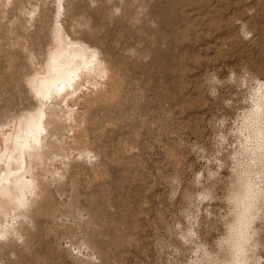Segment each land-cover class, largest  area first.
Masks as SVG:
<instances>
[{"label": "rangeland", "instance_id": "1", "mask_svg": "<svg viewBox=\"0 0 264 264\" xmlns=\"http://www.w3.org/2000/svg\"><path fill=\"white\" fill-rule=\"evenodd\" d=\"M173 14L179 38H173L172 42L167 39L166 52L160 55L147 51L139 42V36L134 32L136 25V28L133 25L127 28V32L120 24H113L110 33L108 27L105 29L109 35L106 41L112 43L115 38L118 39V44L116 40L114 42L116 51L129 46L130 49L126 48L124 52L128 61L134 59V53H142L143 57L138 66L126 69L129 71L127 74H131L129 79L132 84H129V99L122 101L133 111L104 114L102 126L98 129L102 132L97 133L102 146L106 147L107 157L117 164V169H107L105 176L95 177L92 164L97 160L93 157L92 162L88 161L79 155L78 149L64 144L60 151L76 157L77 166L70 175L66 171L61 181L53 185V205L49 210L57 211L58 224L62 222L60 219L66 223H61L58 228L57 221L50 218L42 221L32 246L18 248L3 262L77 264V259L68 253L67 246L71 244L70 239L82 241L84 236L95 242L98 247L95 249L105 264H193L196 257H201L204 245L218 248L215 243L226 233L222 226L228 209L224 195L227 192L225 187L228 189L231 182V159L228 163L225 161L233 155L236 142L234 132H230L241 119L247 106L245 101H250L252 96L250 93H261L258 90L260 86L264 93V0H186L184 8ZM237 18L248 21L249 25L241 28L242 23ZM249 72L259 80L254 78L247 84L242 79V82L241 77ZM126 90L125 87L122 89V95ZM109 123L112 128L108 127ZM170 152L176 153V160L173 155L169 157ZM219 155H222L221 158ZM213 156H217L215 162ZM209 157H213L212 162ZM225 157L227 160H224ZM64 160L68 157L65 156ZM62 161L61 155L55 156L46 167L54 174L59 173L57 170L61 174ZM219 162L223 163L222 168ZM209 169L218 173V181L211 183L212 186L211 181L205 180ZM73 181L76 182L74 186ZM205 184L210 188L205 189ZM184 187L196 196L195 200L191 198L195 203L193 206L192 200L179 196ZM205 190L213 196L204 200L200 195ZM78 197L80 200H77ZM223 200L225 202L221 203ZM69 203L83 209L80 216L72 217L73 214L70 216L69 213L65 216V213L61 217L63 205L67 208ZM194 207V214H191ZM69 209L77 213L73 208ZM210 209L215 214L218 212V216ZM72 222L75 224L71 225ZM76 222L93 225L94 229L86 234V228L80 226L82 230L78 229ZM199 223L201 227L197 228ZM66 224L71 225L70 232ZM186 227H194L195 233L202 232L199 234L202 236L193 235L192 229L189 232ZM73 228L78 229L75 230L78 234L71 232ZM180 232L182 235L186 233L189 240ZM187 242H191L190 245ZM81 245L80 248L72 246L78 256L87 252L85 247L86 250H80ZM216 250L219 251V248ZM216 250L214 253H217ZM263 256L261 261H264ZM203 257L201 260L196 258L194 264H209Z\"/></svg>", "mask_w": 264, "mask_h": 264}, {"label": "bare ground", "instance_id": "2", "mask_svg": "<svg viewBox=\"0 0 264 264\" xmlns=\"http://www.w3.org/2000/svg\"><path fill=\"white\" fill-rule=\"evenodd\" d=\"M113 1L0 0V264H6L4 259L16 253L18 248L32 246L40 232L42 221L50 218L58 224L57 211L51 208L52 211L49 210L54 198L52 187L58 180L61 181L66 171L70 175L77 166L76 157L64 155L60 151L64 144L78 149L79 155L88 161L92 162L93 157L97 160L92 164L95 177L105 176L107 169H117V164L106 155V147L102 146L101 137L98 136L102 130L98 129L102 126L101 118L104 114L132 110V107L126 106L122 101L129 99V84H132L129 79L131 74H127L129 71L126 69L138 66L143 57L142 53H138V49V54L134 53V59L128 61L125 53L126 48L130 49L129 46L116 51L114 47L119 43L118 39L114 37L117 42L114 40L115 46L114 42L106 41L109 35L105 29L108 27L107 31L110 33L113 24H120L127 32V28L136 25L134 32L139 36V42L144 44L147 51L157 55L166 52L167 39L172 42L173 38H179L176 35H179V31L177 33L173 12L179 8L183 9L186 0H117L118 3L115 2L118 5H113ZM239 21L242 23L241 28L249 25L248 21ZM152 22H155L154 26H151ZM254 78L255 75L252 76L249 72L240 80L244 79L248 84V81ZM257 79L255 78L256 81ZM124 87L127 88L126 92L124 91L125 98L124 94L122 95ZM258 90L262 92H249L252 95L250 101H245L247 106L241 119L230 132H234L232 135L236 142L233 155H229V160L226 157L224 159L227 160L225 163L231 159L230 165L228 164L231 168V182L228 189L225 187L227 192L224 195L228 209L224 210L226 219L224 218L222 226L225 227L226 233L224 232L225 235L216 243L214 241L219 251L216 250L218 248L212 249L210 245L204 247L203 244L201 257L204 256L209 264H264V261H261L264 255V93L261 86ZM219 150L221 152V149ZM58 155H61L64 166L60 167L61 174L58 170L59 173L54 174L46 165ZM171 155L175 160L178 157L176 153L170 154L169 157ZM65 156L68 160H64ZM211 158L209 157V161ZM222 164L219 162L220 167ZM125 166L129 167L128 164ZM211 169L206 174L207 179L205 178L211 181L210 185L218 181L217 170ZM75 183L73 181V186ZM205 185V189L210 188ZM186 188L182 189L179 196L184 200L196 199L194 192ZM201 194V199L213 196L206 190ZM215 197L214 200L218 198ZM193 200L192 206L195 204ZM70 202L72 203L71 200ZM71 203L67 208L63 205L64 212L63 215L60 214L61 217L65 213V216L67 213L70 216L73 214L72 217L81 215L83 209ZM210 206H213L212 203ZM196 207L198 208L197 205ZM69 208H73L77 213L74 214ZM213 209H210L211 213L214 212ZM193 210L195 207L191 209V214H194ZM189 213L187 212V215ZM215 215L218 216V212ZM60 221L56 225L58 228L63 219ZM79 222H76L77 226L86 228V234L93 231V225ZM66 225L65 227L68 226ZM199 225L201 224L199 223L197 228ZM79 227L77 228L82 230ZM191 227H186V230L188 228L190 232ZM78 229L73 228L74 231L71 232L76 235L78 233L75 230ZM193 229L192 234L196 231ZM189 232L187 231V234ZM192 234H189L190 237ZM83 238L85 240L77 242L70 239V247L67 246L68 253L77 259V264H105L95 249L98 248L95 242L86 236ZM81 244L83 247L80 250L85 247L87 252L78 256L79 254L73 252L72 246L80 248ZM194 245L196 247V244ZM214 250L217 253H214ZM196 258L193 264L196 263ZM15 263L22 264L16 261Z\"/></svg>", "mask_w": 264, "mask_h": 264}]
</instances>
